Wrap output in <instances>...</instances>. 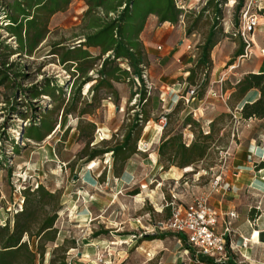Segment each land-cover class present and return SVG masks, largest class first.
<instances>
[{
  "label": "rangeland",
  "instance_id": "rangeland-1",
  "mask_svg": "<svg viewBox=\"0 0 264 264\" xmlns=\"http://www.w3.org/2000/svg\"><path fill=\"white\" fill-rule=\"evenodd\" d=\"M204 1L198 0L183 21L165 26L156 22L148 33L140 36L145 51L142 68L150 98L147 107L150 121L143 128L137 153L127 162L121 177L114 174L111 153L88 159L92 149L103 147L101 142L108 140L111 145L121 138L134 112L128 109L136 107L133 105L138 101L135 96L129 102L132 85L127 81L115 83L120 100L115 102L113 97L102 93L106 98L102 105L94 114L82 118L97 124L86 152L82 136L88 127H82L81 133L77 114L60 117L63 102L70 97L73 79L50 51L55 42L79 41L81 2L72 1L64 12L52 18L50 32L36 53L10 57V61L21 64V69L26 66L28 76L19 78L22 87L56 78L64 89L61 99L54 102L48 96H41L30 107L25 106L26 100L20 94L14 100L11 91L0 89V110L4 109L0 111V225L5 222L13 225L16 212L23 207L25 188L35 189L42 184L60 193L55 222L57 237L46 247V262L60 259L61 252L53 253V250L64 243L71 247L68 264H207L195 258L176 234L162 228L171 215L172 206L166 210L171 202L186 206L209 195L212 204L222 200V205L230 206L238 219L248 211L249 216L264 211V194L249 180L256 172L258 177L264 175L258 167L264 161V119L245 120L239 102L231 97L237 78L245 75L244 67L263 60L264 34H251L250 56L239 59L236 52L244 46V41L233 33L240 25V13H236V6L230 10L224 5L220 19L215 22L220 40L211 52L208 84L205 89L201 87L202 69L196 73V84H189L187 71L195 66L199 46L215 20L212 9L199 17L206 7ZM3 34L1 31L0 40L13 43ZM126 66L127 63H122V67ZM139 85L136 80L134 90ZM88 88L89 85L83 89L86 100L90 97ZM7 99L10 105L5 104ZM13 106L26 117L13 112ZM174 109L177 113L171 127H164L165 115ZM46 110L52 112L56 132L41 143L23 139V128L39 122ZM188 113L200 126L179 127ZM180 131L188 145L200 131L204 135L211 132L212 138L207 142L209 155L186 169L163 170L158 148L166 133ZM13 141L18 143L17 152L13 150ZM135 190L139 193L131 194ZM230 260L244 264L233 252Z\"/></svg>",
  "mask_w": 264,
  "mask_h": 264
},
{
  "label": "trees",
  "instance_id": "trees-1",
  "mask_svg": "<svg viewBox=\"0 0 264 264\" xmlns=\"http://www.w3.org/2000/svg\"><path fill=\"white\" fill-rule=\"evenodd\" d=\"M74 0H1L7 16L8 24L0 25V32L7 35L14 43H6L0 40V89L12 92L14 100L20 94L26 100L25 106H32L34 100L41 96H48L54 102L64 95V89L56 78H46L42 82L32 84L30 87H22L19 78H26V66L21 69L19 62L10 61V57L32 56L39 50L40 45L50 32L52 18L64 12ZM86 9L81 15L82 33L79 41L66 44L63 41L53 43L50 55L57 58V62L72 77L70 84V97L61 109V119L77 114L80 118L79 127H88V132L83 133L85 141V152L93 142V136L97 128L94 121H84L85 115L94 114L101 105L105 96L113 97L115 102L120 100V94L115 83L127 81L131 88L129 102L137 96V102L133 105L138 107L129 108L134 110L129 116V122L120 139H115L113 144L109 141L101 142V148H94L88 160L111 153L114 159V174L117 177L123 175L127 162L137 153V144L141 133L147 122L150 121V113L147 109L150 102L147 85L144 79L145 63L144 45L140 39L147 24L148 17L155 15L158 22L176 24L180 20L182 10L177 8L175 0H82ZM243 1L239 0L236 13H240ZM227 0H209L206 7L199 13V17L212 9L214 23L211 26L204 42L199 46L200 52L194 67L188 69L186 80L195 85L196 73L202 69L204 78L201 87L205 89L208 84L207 72L211 66V52L219 42L215 22L221 17V13ZM264 14V9L260 10ZM1 36V35H0ZM1 38V37H0ZM244 46L236 52V56L244 54ZM92 50H97L95 54ZM127 63L122 67V63ZM20 66V67H19ZM17 67V68H16ZM19 67V68H18ZM93 72V74H90ZM136 80L139 88L134 90ZM89 85L87 93L89 99H85L83 89ZM231 97L237 100L241 106V116L245 120L264 119V72L247 73L233 85ZM252 91L258 92V97L253 101H245ZM20 92V93H19ZM5 104L10 102L7 99ZM24 104V103H23ZM80 104L82 106H80ZM4 110V109H1ZM0 110V111H1ZM13 112H17L22 118L26 116L17 107L13 106ZM177 113L174 109L167 115L166 125L171 127L173 117ZM52 112L44 111L39 122H33L23 128L22 138L28 141L41 143L47 136L56 132L52 118ZM214 127V121L211 123ZM200 126L191 113L186 114L180 121L181 128ZM212 133L203 134L199 132L197 138L186 144L182 132L166 133L159 148L158 155L163 170L171 167L180 169L197 165L209 155L208 141ZM14 142V141H13ZM18 143L14 142L13 150L18 151ZM121 164L118 166V162ZM0 164L2 161L0 160ZM7 167V164H5ZM264 168V161L258 165ZM10 171L11 168L9 167ZM135 190L131 194H138ZM60 193L48 190L39 184L35 189L27 187L24 189L23 207L16 212L14 222L0 225V264H68V251L71 247L64 243L58 244L53 253L61 252L60 259L52 258L46 262V247L53 243L57 237L55 222L58 218L60 207L58 206ZM170 205L166 210H169ZM183 241L186 249V239L177 235ZM27 237L25 240L24 238ZM37 237V241L33 238ZM194 256V254H193ZM202 263L213 264L207 258L198 259ZM222 264H238L234 260Z\"/></svg>",
  "mask_w": 264,
  "mask_h": 264
},
{
  "label": "built area",
  "instance_id": "built-area-1",
  "mask_svg": "<svg viewBox=\"0 0 264 264\" xmlns=\"http://www.w3.org/2000/svg\"><path fill=\"white\" fill-rule=\"evenodd\" d=\"M208 1H204V4L207 5ZM175 4L177 8L182 10L180 19L183 21L190 8L186 0H175ZM257 10L260 11L259 0H247L241 9L240 25L233 33L234 36H239L245 44V52L239 59L250 56V48L252 47L250 35L255 32L259 25ZM7 24V16L3 6L0 5V25L5 26ZM12 42L15 44V41ZM187 48L190 49L191 46L189 45ZM262 51L264 53V50ZM170 206H172L171 215L166 222L162 223L164 230L184 236L188 247L197 259L204 257L212 261L213 264L230 261L232 224L230 220L225 219L223 232H218L217 227L222 215L211 205L209 195H203L187 206L174 202H171ZM226 216L231 220L238 217L234 211L227 213ZM259 264H264V262Z\"/></svg>",
  "mask_w": 264,
  "mask_h": 264
},
{
  "label": "crops",
  "instance_id": "crops-1",
  "mask_svg": "<svg viewBox=\"0 0 264 264\" xmlns=\"http://www.w3.org/2000/svg\"><path fill=\"white\" fill-rule=\"evenodd\" d=\"M83 5L82 12L86 9L85 3L82 0H79ZM229 4H225L230 10L234 6H237L239 0H227ZM247 0L243 1V5ZM189 10H192L193 6L198 3V0H186ZM260 10L264 9V0H259ZM258 14L259 25L256 28V33L264 34V14ZM56 16V15H55ZM158 22V17L155 15H150L147 20L144 31L141 34V38L144 33H148L155 23ZM169 24L168 22L161 24L165 26ZM228 33L227 30L224 31ZM264 39V38H263ZM189 46V45H188ZM261 50V49H260ZM264 72V58L258 64H248L244 67L242 74L247 73H259ZM239 80L237 78L236 82ZM258 97L257 91H252L247 95L245 101H253ZM164 101V99H162ZM260 171H264L262 168ZM257 173L253 177H249V180L255 185L257 191L264 194V175L258 177ZM260 183V184H258ZM211 203V200H210ZM181 205V204H180ZM220 213L221 217L219 220V225L217 227L218 232H223L224 229V220H230L233 228V235L231 236V253H235L239 258L246 264L248 263H263L264 262V211H255L249 216V211L241 215L238 219H230L226 216L227 213L231 212L230 206L226 207L222 205V200L218 201L217 205L211 203ZM184 206V205H182ZM187 206V205H186ZM186 239V238H185ZM181 241V239H179ZM233 248V249H232ZM189 250V249H187ZM235 261V260H234Z\"/></svg>",
  "mask_w": 264,
  "mask_h": 264
}]
</instances>
